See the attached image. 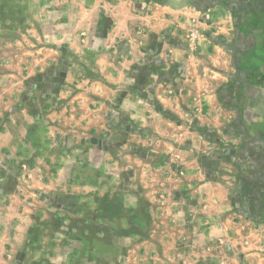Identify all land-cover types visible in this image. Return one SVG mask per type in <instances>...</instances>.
<instances>
[{
    "label": "crops",
    "instance_id": "0c3cea01",
    "mask_svg": "<svg viewBox=\"0 0 264 264\" xmlns=\"http://www.w3.org/2000/svg\"><path fill=\"white\" fill-rule=\"evenodd\" d=\"M229 1L237 10L223 11L222 41L213 35L206 55L182 48L163 69L166 46L155 58L146 47L183 24L169 10L140 14L133 0H0V264H58L53 240L78 242L76 253L94 264H221L214 243L234 236L231 217H245L233 220L240 237L264 223V110L241 112L252 74L264 93V0ZM38 75L60 77L45 98ZM138 75L145 82L136 88ZM216 137L238 145L223 142L213 178L202 160L216 155ZM64 139L74 153H58ZM223 166L238 168L237 189ZM53 217L69 231L45 233L40 223Z\"/></svg>",
    "mask_w": 264,
    "mask_h": 264
},
{
    "label": "rangeland",
    "instance_id": "374dc122",
    "mask_svg": "<svg viewBox=\"0 0 264 264\" xmlns=\"http://www.w3.org/2000/svg\"><path fill=\"white\" fill-rule=\"evenodd\" d=\"M225 3L219 2L217 0H133V5L136 8V12L140 14H145L146 11L149 9L150 5L157 8V11H162L165 13V11L169 10V18L171 16L172 23H183L181 26H179L178 31H174V29H168L166 32L156 35V41L153 43H149L146 47L147 53L151 54L152 56H159L163 47L166 46L164 52H166L164 55V58H166L165 62H169L173 60L172 56L179 55L178 50L182 48H186L193 56L194 55H206L205 53H200L202 51L201 49L206 47L205 43L208 45L209 40H213L212 36H216L218 40L222 41V36L227 29H225V26H227L225 23L229 22L228 18L229 16L225 15L223 12L227 8H235L237 10V1H229L224 0ZM229 1V2H228ZM246 1V0H245ZM229 5V6H228ZM160 9V10H159ZM166 9V10H165ZM191 11H194L193 13ZM199 11V12H197ZM240 12V11H238ZM235 11V13H238ZM160 13L155 14L154 20L160 21ZM163 20V16H161ZM171 22V21H170ZM88 36V35H85ZM161 37V39L159 38ZM159 38V39H158ZM167 42V43H166ZM205 45V46H204ZM75 49H79L77 47H74ZM151 51V53H150ZM217 57H220L223 53L222 50L216 51ZM221 54V55H220ZM207 59L208 56H206ZM162 66L159 65V67L165 69L166 64ZM160 64V63H159ZM93 65L89 64L88 67L85 65V71L96 73L95 70L92 69ZM61 66L57 65V70L61 71ZM192 70H195L196 67L193 65ZM210 70V69H206ZM56 77V76H55ZM144 76H137L134 80H132L133 86H136V88L141 87L144 84ZM54 78V77H53ZM60 78V77H59ZM59 78H54L51 80H47L43 78L41 75H38V78L35 79L36 83V89L39 92V95L41 97L45 98V90L49 88L50 84L53 82V80L56 81L54 85L58 87L59 85ZM258 78L256 74H252V76L249 78L250 82L253 84L252 87V93L249 95V101L248 103H244L243 111H241L243 114L247 115L248 117L255 118L257 115H261L264 110L263 100L259 94L263 95L264 93L260 92L257 93L256 89H254L255 84L258 82ZM51 82V83H50ZM227 88V87H226ZM225 88V90H226ZM34 89V90H36ZM254 89V90H253ZM44 95V96H42ZM233 94L231 93L228 95L227 93L223 92L221 95V98L227 101H232L231 96ZM233 98L239 100V95H234ZM229 99V100H228ZM237 103V102H236ZM26 105L29 107V110L35 114L36 109L34 108L33 104L31 103V99L26 102ZM46 113V112H45ZM38 135L40 137V142L42 143L44 140L46 142L45 138V128L41 125L38 131ZM217 137L215 138V140ZM48 141V139H47ZM229 142L232 146H236L238 144H235V142L231 140H218L215 145V151L216 155H213L209 159H204L203 165L204 170L207 171L211 175V177L215 178L217 175L213 174V165H211L212 162H216L220 159L219 155L220 150L224 147L223 142ZM221 144V145H220ZM68 145V146H67ZM71 146V145H70ZM69 142L67 139H64V141H61L60 146H56L55 148L58 149V153L60 155L62 154H71V150L73 149V146L70 149ZM227 146V145H226ZM228 147V146H227ZM78 148V146L76 147ZM63 150V151H62ZM73 153L75 152V149H73ZM216 159V160H215ZM218 164L215 166L217 167ZM223 172L228 174L230 177V182L233 183L236 187L239 185V178H238V168L235 166H223V169L220 168ZM232 185V184H231ZM237 189V187H236ZM236 200H239V197L237 196ZM235 211H238V208L234 207ZM234 221L245 218V217H231ZM260 218V217H259ZM261 219H264V217H261ZM228 222L231 224L230 231L234 234V236H225L216 238V243H214V246L216 247L217 251L219 252L217 256V261L226 260L227 263L224 261L221 264H246L248 261H245L246 254H249L251 259L249 261H252L253 264L256 263H262L264 264V226L263 222L259 223H250L248 227L245 229V235L243 237H240L241 233L238 231L241 228H237L233 225L234 221ZM50 225L47 227V218H43V221L40 223V228L44 230L45 233L52 230H58V231H69L67 228H63V224L61 223V217H53V220H50ZM256 222V221H255ZM43 226V228H42ZM48 231H47V230ZM50 229V230H49ZM259 229V230H257ZM175 238L167 236L166 243L167 245H171V243H174ZM42 245H48L49 239L43 236L41 238ZM53 246H55V260L58 262V264H94L97 262V259H88L86 257H82L81 255L77 254V247L78 242L75 241H67L63 245V241L57 240V241H51ZM206 248L210 249L209 246ZM213 249V248H212ZM219 249V250H218ZM256 252H260L256 253ZM95 256V255H94ZM229 256H231L229 258ZM38 257H43L42 253H39ZM232 257L234 259H232ZM240 261H238V260ZM106 261V260H105ZM55 262V263H56ZM105 263V262H101Z\"/></svg>",
    "mask_w": 264,
    "mask_h": 264
},
{
    "label": "trees",
    "instance_id": "16d2710c",
    "mask_svg": "<svg viewBox=\"0 0 264 264\" xmlns=\"http://www.w3.org/2000/svg\"><path fill=\"white\" fill-rule=\"evenodd\" d=\"M219 2L225 3V1H219ZM243 15H244V17H245V14H243ZM243 15H241V13L238 14V13H235V12H234V17H237V18H238V17H241V16H243Z\"/></svg>",
    "mask_w": 264,
    "mask_h": 264
},
{
    "label": "built area",
    "instance_id": "2783aa9c",
    "mask_svg": "<svg viewBox=\"0 0 264 264\" xmlns=\"http://www.w3.org/2000/svg\"><path fill=\"white\" fill-rule=\"evenodd\" d=\"M23 168H24V169H27V166H26V165H24V166H23ZM29 175H30V174H29Z\"/></svg>",
    "mask_w": 264,
    "mask_h": 264
}]
</instances>
